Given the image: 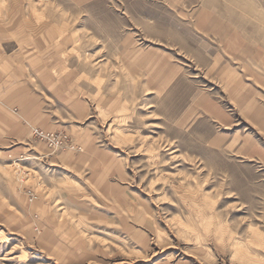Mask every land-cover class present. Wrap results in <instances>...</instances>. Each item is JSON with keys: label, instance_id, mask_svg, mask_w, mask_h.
I'll use <instances>...</instances> for the list:
<instances>
[{"label": "rangeland", "instance_id": "374dc122", "mask_svg": "<svg viewBox=\"0 0 264 264\" xmlns=\"http://www.w3.org/2000/svg\"><path fill=\"white\" fill-rule=\"evenodd\" d=\"M0 35V264H264V0H0Z\"/></svg>", "mask_w": 264, "mask_h": 264}, {"label": "crops", "instance_id": "0c3cea01", "mask_svg": "<svg viewBox=\"0 0 264 264\" xmlns=\"http://www.w3.org/2000/svg\"><path fill=\"white\" fill-rule=\"evenodd\" d=\"M3 47H4V43H3L2 38L0 37V96L1 95L5 96L6 95V92H7V87H5V83H4L5 76L7 75V72L5 71V65H6V62H7L6 61L7 58L5 57L6 54H4V56L2 55L3 52H4V48ZM10 60H11V62H8L7 65H11L10 67H11V69H12L14 75H15V74H17V67H18V65H24L23 58H19V59L14 58V59H10ZM221 65H222V63H221ZM220 68H221L220 73L224 74V72L226 71V68L223 69V67H221V66H220ZM12 81L14 82V80H12ZM8 95H10V94L8 93ZM6 106H7L6 101L5 102H1L0 101V114H3V113L5 114V111L3 109H5ZM6 117H7V115H6ZM6 117H5V120L3 121L4 124H6V119H7ZM1 129L8 130L0 122V130Z\"/></svg>", "mask_w": 264, "mask_h": 264}, {"label": "built area", "instance_id": "2783aa9c", "mask_svg": "<svg viewBox=\"0 0 264 264\" xmlns=\"http://www.w3.org/2000/svg\"><path fill=\"white\" fill-rule=\"evenodd\" d=\"M35 133L38 134V135L41 134L40 132H38V130H36Z\"/></svg>", "mask_w": 264, "mask_h": 264}]
</instances>
